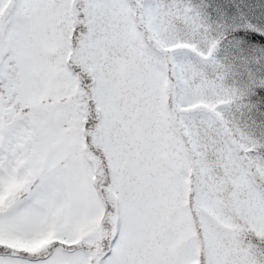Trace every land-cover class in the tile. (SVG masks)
Masks as SVG:
<instances>
[{"label":"snow or ice","instance_id":"obj_1","mask_svg":"<svg viewBox=\"0 0 264 264\" xmlns=\"http://www.w3.org/2000/svg\"><path fill=\"white\" fill-rule=\"evenodd\" d=\"M0 264H264V0H0Z\"/></svg>","mask_w":264,"mask_h":264}]
</instances>
